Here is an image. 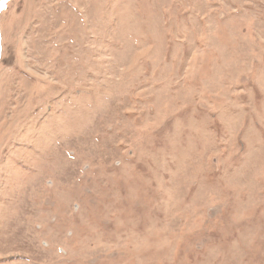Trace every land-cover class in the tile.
Here are the masks:
<instances>
[{"label":"rangeland","instance_id":"374dc122","mask_svg":"<svg viewBox=\"0 0 264 264\" xmlns=\"http://www.w3.org/2000/svg\"><path fill=\"white\" fill-rule=\"evenodd\" d=\"M0 264H264V0H6Z\"/></svg>","mask_w":264,"mask_h":264}]
</instances>
